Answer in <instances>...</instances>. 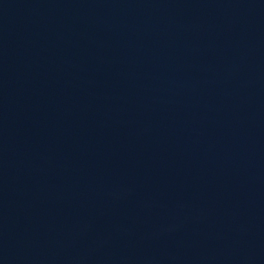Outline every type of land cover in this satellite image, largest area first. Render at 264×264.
I'll return each instance as SVG.
<instances>
[{"label": "water", "instance_id": "obj_1", "mask_svg": "<svg viewBox=\"0 0 264 264\" xmlns=\"http://www.w3.org/2000/svg\"><path fill=\"white\" fill-rule=\"evenodd\" d=\"M0 264H264V0H0Z\"/></svg>", "mask_w": 264, "mask_h": 264}]
</instances>
